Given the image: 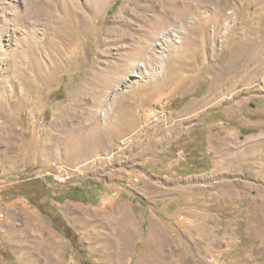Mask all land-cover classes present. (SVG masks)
Segmentation results:
<instances>
[{
	"label": "rangeland",
	"instance_id": "obj_1",
	"mask_svg": "<svg viewBox=\"0 0 264 264\" xmlns=\"http://www.w3.org/2000/svg\"><path fill=\"white\" fill-rule=\"evenodd\" d=\"M0 264H264V0H0Z\"/></svg>",
	"mask_w": 264,
	"mask_h": 264
},
{
	"label": "bare ground",
	"instance_id": "obj_2",
	"mask_svg": "<svg viewBox=\"0 0 264 264\" xmlns=\"http://www.w3.org/2000/svg\"><path fill=\"white\" fill-rule=\"evenodd\" d=\"M195 8V7H194ZM244 46V45H243ZM254 46L253 43H249L247 45H245V47L243 49H238V52H237V56H239V58L241 59H245V58H249V55H250V50H252L251 48ZM238 58V57H237ZM43 77V76H42Z\"/></svg>",
	"mask_w": 264,
	"mask_h": 264
}]
</instances>
